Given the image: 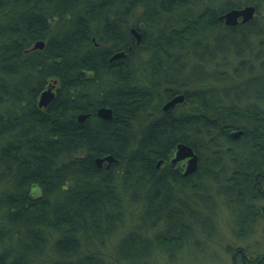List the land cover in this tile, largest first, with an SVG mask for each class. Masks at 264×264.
Instances as JSON below:
<instances>
[{
  "label": "trees",
  "instance_id": "obj_1",
  "mask_svg": "<svg viewBox=\"0 0 264 264\" xmlns=\"http://www.w3.org/2000/svg\"><path fill=\"white\" fill-rule=\"evenodd\" d=\"M262 2L0 0V264H151L216 223L221 192L264 200V91L240 90L264 78ZM247 4L248 22L219 19ZM178 142L195 171L170 162Z\"/></svg>",
  "mask_w": 264,
  "mask_h": 264
},
{
  "label": "rangeland",
  "instance_id": "obj_2",
  "mask_svg": "<svg viewBox=\"0 0 264 264\" xmlns=\"http://www.w3.org/2000/svg\"><path fill=\"white\" fill-rule=\"evenodd\" d=\"M261 5V10L264 12V2ZM243 80L240 84L242 92L264 91V78L251 80V76H246ZM221 193L215 197L216 223L198 230L195 239H191L175 256L166 258L164 255H155L151 264H241L237 249H242L248 255L264 254V214L258 216L252 231L246 236L241 235L240 228L237 226L238 216L241 218L243 214L253 212H250L251 203L256 206L264 205V200L253 203L247 197L237 198L232 195L227 206L226 194ZM238 201L239 204H237ZM197 240H200L198 244L195 243Z\"/></svg>",
  "mask_w": 264,
  "mask_h": 264
},
{
  "label": "water",
  "instance_id": "obj_3",
  "mask_svg": "<svg viewBox=\"0 0 264 264\" xmlns=\"http://www.w3.org/2000/svg\"><path fill=\"white\" fill-rule=\"evenodd\" d=\"M256 7L252 4H247L239 8H232L227 10L226 12L222 13L219 16V19L223 20L225 25H236L238 23H246L249 20H251L255 16ZM131 32L136 37V43L140 42V34L135 29L132 28ZM43 46V41L38 40L36 41L32 48H41ZM126 55L124 51L116 52L111 55L110 60L122 58ZM52 85H48L47 88H45L38 96V106H44L46 107L54 98L55 91L52 89ZM184 100V95L182 93L176 94L166 100L163 105L162 109L164 111L172 108L175 106V104L180 103ZM96 114L100 118L103 119H111L112 118V109L108 106H100L96 109ZM86 117L85 113L78 115V120L83 121ZM242 133V130H236L231 133L232 137H238ZM185 166H184V174L191 173L196 170L198 165V157L196 152L193 150L191 146H189L186 143L178 142L176 144V149L174 152V156L171 158V163H176L181 160H185ZM117 158H115L111 154L103 155L100 157L95 158V162L98 166L102 165L103 163L106 164V167L110 166L113 162H116ZM161 160H159L156 163V166L158 167L161 164Z\"/></svg>",
  "mask_w": 264,
  "mask_h": 264
},
{
  "label": "flooded vegetation",
  "instance_id": "obj_4",
  "mask_svg": "<svg viewBox=\"0 0 264 264\" xmlns=\"http://www.w3.org/2000/svg\"><path fill=\"white\" fill-rule=\"evenodd\" d=\"M241 135V134H240ZM185 161H186V159L185 160H181V164H182V166L184 167L185 166ZM160 166V165H159ZM261 200V199H260ZM263 205H255V204H251V208H252V210L250 211V212H252V214L254 215L255 213H257L258 214V216H260L261 214H262V209H261V207H262ZM258 218V217H257ZM237 252H238V254H239V257H240V260H241V264H252V262L256 259V258H258L259 257V260H261L262 258H264V254H258V255H253V254H250V255H248V254H246V253H244L243 252V250L242 249H237ZM234 258H235V256H234ZM259 260H258V262H259ZM236 261V260H235ZM260 262H262V264H264V261H260ZM257 262H254V264H256ZM235 264H237V263H235Z\"/></svg>",
  "mask_w": 264,
  "mask_h": 264
},
{
  "label": "clouds",
  "instance_id": "obj_5",
  "mask_svg": "<svg viewBox=\"0 0 264 264\" xmlns=\"http://www.w3.org/2000/svg\"><path fill=\"white\" fill-rule=\"evenodd\" d=\"M41 187L42 186L39 183H34L32 185V195L33 196H38L40 194Z\"/></svg>",
  "mask_w": 264,
  "mask_h": 264
},
{
  "label": "bare ground",
  "instance_id": "obj_6",
  "mask_svg": "<svg viewBox=\"0 0 264 264\" xmlns=\"http://www.w3.org/2000/svg\"><path fill=\"white\" fill-rule=\"evenodd\" d=\"M181 103V102H180ZM197 154V153H196ZM197 157H198V155H197ZM161 161H162V159H160ZM159 161V160H158ZM170 162H171V159H170ZM162 163V162H161ZM172 164H175V163H172Z\"/></svg>",
  "mask_w": 264,
  "mask_h": 264
}]
</instances>
